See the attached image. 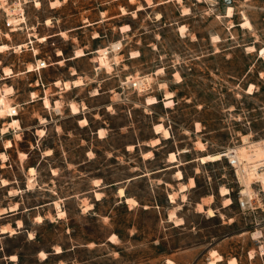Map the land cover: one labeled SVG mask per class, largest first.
Wrapping results in <instances>:
<instances>
[{
    "label": "rangeland",
    "instance_id": "374dc122",
    "mask_svg": "<svg viewBox=\"0 0 264 264\" xmlns=\"http://www.w3.org/2000/svg\"><path fill=\"white\" fill-rule=\"evenodd\" d=\"M50 1L0 0V44L10 47L0 52V95L18 110L0 115V128L12 117L21 124L0 130L7 155L0 178L11 183H0V213L21 208L0 217V230L23 224L0 231V264H209L217 254L223 259L216 264L232 257L264 264L261 183L250 181L253 204L243 208L246 186L228 159H198L239 146L246 134L264 138V0ZM17 2L22 13L9 15ZM246 19L251 28L242 25ZM103 47L108 66L98 67ZM78 49L86 55L73 58ZM44 57L52 64L28 72ZM77 76L83 84L69 90L54 84ZM139 76L147 82L140 90L131 84ZM166 91L174 94L172 107L164 105ZM45 96L53 106L44 105ZM147 96L158 102L147 104ZM160 122L170 137L155 132ZM7 140L14 145L6 147ZM170 152L186 179H195L184 192L174 168L159 170L170 164ZM119 187L136 203H126Z\"/></svg>",
    "mask_w": 264,
    "mask_h": 264
},
{
    "label": "bare ground",
    "instance_id": "6f19581e",
    "mask_svg": "<svg viewBox=\"0 0 264 264\" xmlns=\"http://www.w3.org/2000/svg\"><path fill=\"white\" fill-rule=\"evenodd\" d=\"M37 4H40V2L37 1ZM55 4H61V0H51L50 1V5L51 6H54ZM7 11H8V14L9 15H15L17 14L18 12H21L22 11V6L19 2L17 3H14L10 6L7 7ZM22 13V12H21ZM227 15L231 16L232 15V7H230L228 9V13ZM22 16V14H21ZM160 16V15H159ZM20 17H14V20L17 21L19 20ZM23 18V16H22ZM50 18L47 19V23H50ZM242 25L244 27H249L251 28V22L246 19L242 22ZM122 29H130V27L128 25H123L122 26ZM180 32L183 33L184 30H185V26L184 25H181L180 28H179ZM218 38V37H216ZM40 40H45L46 37H40L39 38ZM24 44H20L18 47H21L23 46ZM9 45L6 44V43H2L0 44V52H4L5 50L9 49ZM250 50H254L253 46H249ZM99 53H100V57H98L96 59V61H100L98 62V67L100 66L99 63H104L107 65L108 63V50L106 48H102V49H99L98 50ZM61 53V51H60ZM261 54L264 55V48H262L261 50ZM86 55V52L82 49H78L75 51V55H74V58L75 57H80V56H84ZM131 56L132 57H136V56H139V52L138 51H133L131 53ZM28 70H31L28 69ZM162 71V68H159L157 70V74ZM4 73L6 75H9L10 73H12V70L10 68H4ZM76 73V71H74V74ZM138 75V74H137ZM136 78V77H134ZM138 79H144V76L142 78V76H139ZM146 79L149 80V78L146 76ZM141 83H143V81H140ZM59 84H62V86L64 88H66L67 90H69L70 88L72 87H76V86H80L83 84V80L80 76L78 77H75L74 79H71V80H57L56 82V85H59ZM166 85L164 82L160 84V86L163 88V86ZM252 85L249 87L248 89V92H253L252 91ZM9 89H5V92H7ZM98 92V91H97ZM174 96L173 92L172 91H166L165 92V96L163 98V102H164V105L166 107H172V105L174 104V100L172 99ZM32 97H35V94L34 92H32ZM156 102H158V98L155 97V96H147L146 97V103L151 105V104H155ZM44 104L46 107H51L53 106V104L51 103V101L49 100V98L45 97L44 99ZM70 109L72 111L73 114H78L81 112V108L79 107V105L76 103V102H70ZM60 107H61V103L59 100H56L55 104H54V108L56 110H60ZM85 108V106H84ZM14 110V108H12L11 106H9L5 100V97H4V94H1L0 95V115H4V114H8L9 115H12V111ZM80 122L82 124H87L88 123V119L86 117H83L80 119ZM21 128V124H20V121L19 119H17L16 117H12L7 123H5V125L0 128V130L2 132H6L8 131L10 128ZM154 128H155V132L156 133H162V136L165 137V138H168L170 137V130L169 128L165 127L163 123H157L154 125ZM196 129L197 130H200L201 129V126H200V123L197 122L196 123ZM41 132L43 133L44 130L41 129ZM99 135H103L104 134V130L103 128H100L99 131H98ZM153 144L154 145H157L159 142H160V138L159 137H156L154 138L153 140ZM13 143L11 140H7L6 142V147H10L12 146ZM200 146H201V149H204V145L202 143H200ZM237 148V151L235 153V157L238 159V161H243V170H242V173H240V178H241V181L245 184V189L242 191V193L247 197V198H250L252 196L253 193L251 191H249V188H250V184L253 182V179L254 178H258V181L261 182L263 188H264V168L262 170V168H258V166H262L264 165V139H260V140H251L250 137L248 135H243L242 137V142L240 143L239 146L236 147ZM48 152L50 153V150H48ZM145 155H149L150 154V151H147L146 153H144ZM224 156V153H219V154H215V155H203L201 157H199L198 159L201 161V162H207V161H214V160H217L219 158H222ZM0 157L2 159H6L7 158V155L4 153V152H1L0 153ZM169 160L170 162H173V163H176L178 161V157H177V153L176 152H171V154L169 155ZM30 171L33 173L35 172V169L33 167L30 168ZM176 175L178 176V178H182L183 177V172L178 169L177 170V173ZM2 183L3 184H7L8 181L6 179H1ZM251 181V183H250ZM95 183H98V180L95 181ZM195 184V181H194V178L193 177H190V180H189V184H182L180 189L181 190H186L189 186H193ZM264 191V189H263ZM119 193L121 196H124V188H120L119 189ZM227 189L223 188L222 191H221V194L224 196V195H227ZM170 198H171V201H175V195L173 193L170 194ZM127 201L128 202H135L136 203V200L133 199V198H130L128 197L127 198ZM231 203V199L229 197H226V199L224 200V204L227 205V204H230ZM56 204H59L58 202H56ZM92 207V205L90 206V208ZM198 207L200 209H203V205L201 203H198ZM206 212L209 214V215H215V210L214 208L212 207H208V208H205ZM61 213H64V211H62ZM175 216L174 212L170 214L169 218H173ZM38 220H42V216L41 215H38L36 217ZM181 219V218H180ZM179 220V219H178ZM2 232H5L6 230H9L10 232H15L14 229H9L7 226H3L1 228ZM114 238L115 234L112 235ZM41 252V255L42 256H45L46 253L44 251H40ZM223 259L222 255L221 254H217L214 259H212L210 261L209 264H216L218 261H221ZM236 262V257H232L229 259V263L230 264H235ZM237 263V262H236Z\"/></svg>",
    "mask_w": 264,
    "mask_h": 264
},
{
    "label": "crops",
    "instance_id": "0c3cea01",
    "mask_svg": "<svg viewBox=\"0 0 264 264\" xmlns=\"http://www.w3.org/2000/svg\"><path fill=\"white\" fill-rule=\"evenodd\" d=\"M122 30V29H121ZM123 31V30H122ZM129 31V30H128ZM125 32V31H124ZM29 41L30 42H33V41H31V35H30V39H29ZM119 42H121V41H119ZM27 42H25V44H26ZM122 44V43H121ZM121 47V46H120ZM119 47V48H120ZM103 48H106V47H103ZM107 49H109V48H107ZM96 51H98V50H96ZM81 57V56H80ZM73 58H74V56H73ZM75 58H77V57H75ZM65 59H60L59 60V63H63V61H64ZM31 66H33L32 64H31ZM32 70H30V71H28V72H31V71H33L34 69L33 68H31ZM44 69V68H43ZM28 70V69H27ZM76 73H77V71H76ZM73 74H74V70H73ZM5 75V74H4ZM78 77V76H77ZM81 77V76H80ZM82 78V77H81ZM42 80V79H41ZM58 80H60V79H58ZM63 81V80H62ZM56 82H57V80L54 82V84L56 85ZM83 82H84V80H83ZM42 85H44V82H43V80H42V83H41ZM57 87H59V88H62V89H65V90H67L66 88H64L61 84H59V85H56ZM33 92V91H32ZM31 92V93H32ZM36 96H37V93H36ZM35 96V97H36ZM45 97H48V96H45ZM49 98V97H48ZM34 99V98H33ZM45 98H42V100H44ZM71 102V101H70ZM76 102V101H75ZM77 103V102H76ZM78 104V103H77ZM45 105V104H44ZM85 106V105H84ZM61 108V107H60ZM83 118V117H82ZM87 118V117H86ZM100 129V128H99ZM99 131V130H98ZM246 135H248V134H246ZM249 136V135H248ZM250 137V136H249ZM262 139H264V138H261V140ZM260 140V139H259ZM14 145V144H13ZM159 145V144H158ZM158 145H156V146H158ZM205 148V147H204ZM48 150H51V149H48ZM147 151H149V150H147ZM146 151V152H147ZM5 153V152H4ZM6 154V153H5ZM24 154V156H25V153H23ZM47 154H51V151H50V153H47ZM170 154H171V152H170ZM168 162L170 163V164H168V165H165L163 168H161V169H159L160 171H163V170H167L168 168H174V174H175V176H176V179L181 183V185L182 184H189V180H190V177L188 178L187 177V179H186V177H185V174L183 173V177L182 178H178V176L176 175V173H177V170H178V164L177 163H173V162H170V160H168ZM31 167H33L35 170H36V167L34 166V165H29L28 166V168H29V171H30V168ZM181 170V169H180ZM182 171V170H181ZM183 172V171H182ZM31 173V172H30ZM35 173V172H34ZM3 178H5V177H3ZM1 179L2 178H0V183L2 184V185H9V184H11L10 182H9V180L7 179V178H5L7 181H8V183L7 184H3L2 183V181H1ZM134 178H131V180H133ZM194 181H195V179H194ZM194 186V185H193ZM193 186H189V187H193ZM188 187V188H189ZM120 188V187H119ZM122 188H124V187H122ZM187 188V189H188ZM186 189V190H187ZM179 190L181 191V192H184V191H186V190H181L180 188H179ZM98 192V191H97ZM124 196H121L123 199H124V201L127 203L128 201H127V198L128 197H130V198H134L135 199V197H134V195H132L129 191H127L125 188H124ZM171 193H175V192H169V198H170V194ZM183 199H185V198H183ZM136 200V199H135ZM170 200H171V198H170ZM137 201V200H136ZM198 203H202V204H205V203H203V201L201 200V201H198L197 202V204ZM31 209H33V208H31ZM19 213H21V208L19 207V208H12V209H9V210H7V211H5V212H1L0 213V217H4V216H9V215H14V214H19ZM19 221H21V220H19ZM4 226H7V225H4ZM23 226V224H22V222H21V224H18L17 226H16V224L15 223H13V226L11 227V228H13L14 230H15V232H17L16 231V228L18 227V228H20V227H22ZM3 227V226H2ZM1 227V228H2ZM16 227V228H15ZM1 231V233H9L10 231L9 230H6L5 232H2V230H0ZM61 252V251H60ZM14 255V254H13Z\"/></svg>",
    "mask_w": 264,
    "mask_h": 264
},
{
    "label": "built area",
    "instance_id": "2783aa9c",
    "mask_svg": "<svg viewBox=\"0 0 264 264\" xmlns=\"http://www.w3.org/2000/svg\"><path fill=\"white\" fill-rule=\"evenodd\" d=\"M50 64H52V63L49 62L47 60V58L44 57L43 59L36 60L35 67L33 66V69H35L36 71L40 72L41 69L49 66ZM131 84H132V86L134 88H137L138 90H140L141 88H145L146 87L147 82L144 80V82L141 83L140 80H135V81L131 82ZM13 108H14V110L12 111V115L18 114L17 107H13ZM236 151H237L236 147L229 148L226 152H224V156L228 159L229 164L231 165V167L235 171L237 179L240 181V179H241L240 178V173H242V170H243V161L242 162L238 161V159L235 157L236 156L235 155ZM258 168L259 169L262 168V170H263L264 165L258 166ZM254 181L260 182V181H258V178H254L253 179V183H254ZM262 189H264L263 186H262ZM252 202H253L252 198H247L246 196H244V198H240V204H241V206L243 208H249L250 204H253Z\"/></svg>",
    "mask_w": 264,
    "mask_h": 264
}]
</instances>
